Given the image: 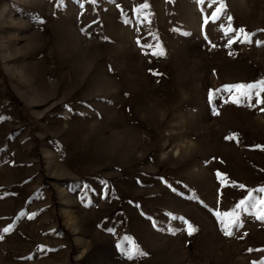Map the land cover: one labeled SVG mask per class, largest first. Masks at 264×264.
Segmentation results:
<instances>
[{
  "label": "rangeland",
  "instance_id": "1",
  "mask_svg": "<svg viewBox=\"0 0 264 264\" xmlns=\"http://www.w3.org/2000/svg\"><path fill=\"white\" fill-rule=\"evenodd\" d=\"M225 2L0 0V264H264V221L215 216L264 196V113L222 90L264 78V0Z\"/></svg>",
  "mask_w": 264,
  "mask_h": 264
},
{
  "label": "snow or ice",
  "instance_id": "2",
  "mask_svg": "<svg viewBox=\"0 0 264 264\" xmlns=\"http://www.w3.org/2000/svg\"><path fill=\"white\" fill-rule=\"evenodd\" d=\"M203 2V0H201ZM213 3L216 5L215 11L212 12L210 17L204 18V25H207L209 20L217 21L220 19V16L224 14L227 10V4L225 0H213ZM144 7H147L145 4ZM232 19L231 15H228L227 25H221V28L224 30L225 35L229 33H235L234 36L230 37L228 40V45H233L236 42H240L242 44H251L252 38L255 36V33L249 32L246 30L245 27L241 26L238 28H233L232 26ZM260 31H264L261 29ZM257 46L264 44V41L256 40L255 41ZM156 55H163V51H158L155 53ZM222 90L226 92L227 99L224 101L225 104L231 103L238 107H247L249 109H257L264 113V78L258 79L254 82H237L232 84H225L222 86ZM221 91L220 88L215 90H209L208 92V100L211 102L214 100L215 94ZM255 98L254 102L253 99ZM213 114L219 115V111L216 108H213ZM218 175L221 176L223 182L222 174ZM239 187L241 189L245 188V185L240 184ZM260 192H264V187L259 189ZM241 211L249 212L251 211L256 219L264 221V196L255 197L253 196L252 192L249 191L248 195L241 199L233 209L226 212L216 211L215 216L219 220L220 224L222 225L223 234L226 237H230L233 234V227L234 226H242L241 221ZM5 229V231H9ZM186 231L188 235H192L194 232L197 231L196 227L191 224H186ZM54 251V250H52ZM140 256H145L147 253L140 251ZM131 258V253L129 254Z\"/></svg>",
  "mask_w": 264,
  "mask_h": 264
}]
</instances>
